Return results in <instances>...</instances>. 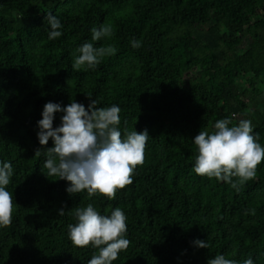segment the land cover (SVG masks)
<instances>
[{"label": "trees", "instance_id": "16d2710c", "mask_svg": "<svg viewBox=\"0 0 264 264\" xmlns=\"http://www.w3.org/2000/svg\"><path fill=\"white\" fill-rule=\"evenodd\" d=\"M48 13L62 25L54 40ZM105 23L113 36L92 41ZM85 42L117 51L75 71ZM91 100L121 109L122 137L149 133L144 164L111 201L70 195V182L47 177L54 144L37 137L46 103L87 110ZM219 119L250 120L264 147V0H0V162L12 165L15 205L0 228V264H88L97 249L73 246L68 225L89 203L127 217L130 245L113 264H207L217 254L264 264V162L239 192L193 170L195 136Z\"/></svg>", "mask_w": 264, "mask_h": 264}, {"label": "clouds", "instance_id": "9594fccd", "mask_svg": "<svg viewBox=\"0 0 264 264\" xmlns=\"http://www.w3.org/2000/svg\"><path fill=\"white\" fill-rule=\"evenodd\" d=\"M46 19L50 26L48 39L59 38L62 35L60 20L51 13ZM91 33L92 41L111 38L114 34L108 23L93 27ZM131 45L139 48L141 42L133 40ZM116 51L112 45L95 47L93 43L85 42L76 49L78 55L73 54L72 68L75 71L95 69L102 58L114 55ZM58 112L63 113L61 125L53 128ZM120 112L117 105L97 107L95 100H91L87 110L75 101L64 107L46 103L42 119L37 122L40 145L46 146L50 138L54 144L44 151L46 176L70 182L66 188L70 195L86 191L88 198L99 194L110 201L115 200L119 190L133 183L136 168L144 164L149 138L147 130H135L122 137ZM230 124L229 119H219L213 132L200 131L195 136L193 141L198 155L193 170L199 176L228 183L239 192L248 181L256 178L257 168L264 162V147L258 142L259 135L253 134L250 120ZM41 152L40 148L36 149L35 156L39 157ZM12 176L11 163L0 162V228L12 225L15 205L12 193L6 190ZM64 214L61 208L58 215ZM71 214L77 221L68 225V238L73 246L97 249L88 264H113L119 253L128 249L130 241L125 238L127 217L121 208L116 207L110 215H101L89 203L86 207L73 209ZM195 244L200 248L209 247L206 241L196 240ZM207 264H237V261L217 254ZM243 264H253V260L246 259Z\"/></svg>", "mask_w": 264, "mask_h": 264}]
</instances>
